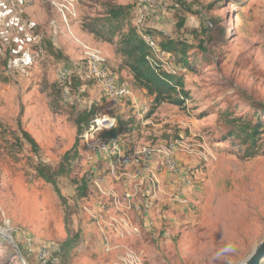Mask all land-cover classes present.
Here are the masks:
<instances>
[{"label": "rangeland", "instance_id": "obj_1", "mask_svg": "<svg viewBox=\"0 0 264 264\" xmlns=\"http://www.w3.org/2000/svg\"><path fill=\"white\" fill-rule=\"evenodd\" d=\"M53 1L0 2V230L19 250L0 234V264H40V243L61 249L69 236L75 246L54 253L49 264H116L130 253L143 264H242L264 239V155L244 157L229 131L232 119L254 120L264 108V0H77L68 29ZM119 6L127 16L111 18ZM148 28L160 46L169 39L189 46L191 68L181 76L191 98L143 114L131 99L108 97L89 76L87 51L100 50L119 81L152 109L153 98L136 87L116 52L120 35L134 29L142 36ZM91 29L110 30L113 41ZM165 52L172 61L174 53ZM63 69L70 70L65 78ZM97 116L114 118L116 127L96 133L89 146L83 135ZM109 136L127 156L183 143L176 170L159 154L147 166L159 175L160 190L150 208L154 223H142L140 235H117L115 225L93 218L98 177L121 197L131 189L126 176L108 174V155L96 148ZM69 151L57 184L39 174L40 167L55 174Z\"/></svg>", "mask_w": 264, "mask_h": 264}, {"label": "built area", "instance_id": "obj_2", "mask_svg": "<svg viewBox=\"0 0 264 264\" xmlns=\"http://www.w3.org/2000/svg\"><path fill=\"white\" fill-rule=\"evenodd\" d=\"M76 2L77 0L53 1V5L61 14L62 23L67 29L71 25V20L77 16ZM153 3L154 0H139L141 6L152 5ZM144 19L145 15L141 13L137 19V24L142 23ZM51 24L54 28L59 27L56 20H53ZM142 37L151 48V54L148 57L150 62L161 63L167 71L174 74H181L185 70L181 65H177L173 60H169V56L165 52L166 50L161 48L158 41L151 34L142 33ZM87 57L89 76L100 83L108 97L117 100L131 99L134 101L138 111L143 114H147L151 110L148 104L138 100L135 90L130 85L120 82L118 77L113 74L109 68L107 59L102 55L100 50L88 49ZM69 73V69H63L61 77L65 78ZM115 127L116 120L114 118L97 116L86 129L83 135L84 140L87 145L91 146V140L96 133L103 130L112 131ZM107 141V143L98 141L96 148H99V150L108 155L109 166L107 170L110 171L108 174L117 180L126 176L125 182H129L131 189L127 195L121 197L114 189H105L102 186L104 177H98L95 180V184L101 198L94 201L96 212L93 214V218L99 223L103 222L115 225L117 235H140L143 230L142 223H144L146 228L154 223L151 218L150 208L153 205V199L156 198L160 190L159 175L147 166L151 164L150 161L155 155L159 154L162 156L163 165L167 169L176 170L175 151L183 143L180 140H175L163 147L148 148L140 153L127 156L121 151V144L118 138L109 136ZM131 164H134L137 168L130 171ZM128 179H131V181ZM141 191L145 198L137 199V194ZM28 244H32L31 238ZM106 250H111V246L108 243H106ZM59 251V244L55 241L40 243L37 248V257L40 264H48L52 260L51 258L56 259V257H53V254ZM116 264H143V261L138 254L130 253L127 259L121 260Z\"/></svg>", "mask_w": 264, "mask_h": 264}, {"label": "trees", "instance_id": "obj_3", "mask_svg": "<svg viewBox=\"0 0 264 264\" xmlns=\"http://www.w3.org/2000/svg\"><path fill=\"white\" fill-rule=\"evenodd\" d=\"M126 16V8L121 6L112 9L110 12V17L113 19H120ZM91 32L108 42L113 41L112 38L109 37L110 30L104 33L102 30L97 31L96 29H91ZM143 33L152 34V31L148 28L144 30ZM161 47L169 53H174L172 60L177 65H181L185 69L191 68V63L187 55L189 46L186 43L175 39H169L162 43ZM50 49L53 52L52 47H50ZM116 52L123 56L136 87L142 89L153 98V107L149 113L156 111L163 103L183 106L186 101L191 98L190 91L185 88L181 74L175 75L167 71L163 64L150 62L148 58L151 54L150 45L141 35H138L134 29L119 36ZM263 113L264 108H261L260 113H254V120L238 117L231 121V123H233V129L229 131L230 135L239 139L240 144L244 146V157H252L258 154L264 155V148L262 149L260 145L261 136L264 134V121H262L260 117ZM82 130L83 128L79 126L78 133H81ZM25 135L34 142L27 132ZM77 143L78 141H76L75 146ZM71 152L72 151H69L65 154L64 160L58 170L55 171V174L49 169H44L42 167L39 168V174L48 182L57 184L56 177L65 172L66 163L70 159ZM85 189H87V186ZM75 244V238L69 236L62 243L60 251L62 252L64 250L68 253ZM50 262H52V260ZM50 262H48V264ZM262 264H264V261Z\"/></svg>", "mask_w": 264, "mask_h": 264}, {"label": "water", "instance_id": "obj_4", "mask_svg": "<svg viewBox=\"0 0 264 264\" xmlns=\"http://www.w3.org/2000/svg\"><path fill=\"white\" fill-rule=\"evenodd\" d=\"M7 238L15 246L16 250L19 251L18 247L13 243L12 237L8 235L6 239ZM263 261H264V239L242 264H262Z\"/></svg>", "mask_w": 264, "mask_h": 264}, {"label": "bare ground", "instance_id": "obj_5", "mask_svg": "<svg viewBox=\"0 0 264 264\" xmlns=\"http://www.w3.org/2000/svg\"><path fill=\"white\" fill-rule=\"evenodd\" d=\"M0 234L3 236V237H7L9 234L6 232V230H0ZM8 239V238H7ZM9 240V239H8Z\"/></svg>", "mask_w": 264, "mask_h": 264}]
</instances>
